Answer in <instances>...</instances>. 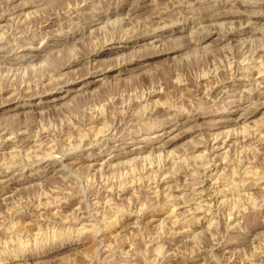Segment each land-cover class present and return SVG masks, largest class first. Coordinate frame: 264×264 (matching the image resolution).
Instances as JSON below:
<instances>
[{
  "label": "rangeland",
  "instance_id": "obj_1",
  "mask_svg": "<svg viewBox=\"0 0 264 264\" xmlns=\"http://www.w3.org/2000/svg\"><path fill=\"white\" fill-rule=\"evenodd\" d=\"M0 264H264V0H0Z\"/></svg>",
  "mask_w": 264,
  "mask_h": 264
},
{
  "label": "bare ground",
  "instance_id": "obj_2",
  "mask_svg": "<svg viewBox=\"0 0 264 264\" xmlns=\"http://www.w3.org/2000/svg\"><path fill=\"white\" fill-rule=\"evenodd\" d=\"M109 51V50H108ZM103 53V52H102ZM258 72V71H257ZM136 111V110H135ZM216 142L217 141H215L214 142V146L216 145ZM223 144H224V142H222L221 144H218V142H217V145H216V147H214V150H215V154L216 155H219L220 153H219V151L221 150V148L223 147ZM156 146V145H155ZM184 164V163H183ZM156 168V167H155ZM202 172V171H201ZM204 172V171H203ZM205 172H207V169L205 170ZM3 180V179H2ZM202 182H204V179L203 180H201L199 183H201V184H199V186L197 187L198 188V191H196L197 192V195H195V196H198V197H200V198H202V197H204V192L205 191H207L206 190V188H204L205 186H203L202 185ZM198 184V183H197ZM196 188V187H195ZM194 190V189H193ZM217 190V189H216ZM209 191V190H208ZM224 191V190H223ZM212 192V191H211ZM213 193V192H212ZM215 193V192H214ZM219 193L220 192H218V195H219ZM206 194V193H205ZM210 195V194H209ZM219 197V196H218ZM207 199L209 200V201H211L210 203L212 204V200L214 201V199H216V195H212L211 194V196H208L207 198L205 197V199H201V202L203 201L204 202V200L207 202ZM208 201V202H209ZM216 201V200H215ZM214 201V202H215ZM198 202V201H197ZM196 202V203H197ZM104 203V202H103ZM204 204V203H203ZM205 204H207V203H205ZM197 205L199 206L200 204L199 203H197ZM208 205V204H207ZM201 207V206H200ZM199 207V208H200ZM237 225V224H236ZM99 239V238H98Z\"/></svg>",
  "mask_w": 264,
  "mask_h": 264
}]
</instances>
